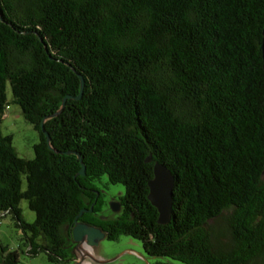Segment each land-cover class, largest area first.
I'll return each mask as SVG.
<instances>
[{"label": "trees", "instance_id": "trees-1", "mask_svg": "<svg viewBox=\"0 0 264 264\" xmlns=\"http://www.w3.org/2000/svg\"><path fill=\"white\" fill-rule=\"evenodd\" d=\"M0 14V124L9 86L39 139L26 160L0 131V218L21 253L69 264L92 207L79 221L150 258L264 264V0H0ZM78 76L81 98L43 125L56 154L40 124ZM155 164L174 179L165 225L147 199ZM102 176L124 188L112 218L95 204ZM0 264H19L1 242Z\"/></svg>", "mask_w": 264, "mask_h": 264}, {"label": "rangeland", "instance_id": "rangeland-1", "mask_svg": "<svg viewBox=\"0 0 264 264\" xmlns=\"http://www.w3.org/2000/svg\"><path fill=\"white\" fill-rule=\"evenodd\" d=\"M8 106L3 114L0 131L3 136L11 137V143L17 155L26 160L34 157L33 146L38 143V134L32 126L27 123L21 115L20 108L12 103L9 86L6 90ZM25 177L22 176V189L25 188ZM98 188L105 193L104 206L101 216L105 218L115 217L110 210L112 198L123 195L124 188L119 184H109L107 177L102 176L97 182ZM20 209L25 222L32 223L35 214L31 212L25 201H21ZM22 234L15 222L9 216L0 218V242L7 245L10 250L16 251L19 256V264H49L43 254L29 256L19 250ZM93 260L85 259L89 264H179L167 258L148 257L140 242L126 236H119L116 241L103 239L90 252ZM73 256V255H72ZM74 257V256H73ZM70 264V263H69Z\"/></svg>", "mask_w": 264, "mask_h": 264}, {"label": "water", "instance_id": "water-1", "mask_svg": "<svg viewBox=\"0 0 264 264\" xmlns=\"http://www.w3.org/2000/svg\"><path fill=\"white\" fill-rule=\"evenodd\" d=\"M0 21H2L1 14H0ZM261 58H262V65L264 70V27L262 30V39H261ZM80 80V92L79 95L75 98L66 96L63 98L61 106L58 111L50 115L49 117L44 118L41 121L40 129L45 137L46 144L48 149L58 154L59 152L53 149L50 144V139L48 134L44 130V123L52 118L57 117L63 110L65 102L70 99L79 100L81 98L84 82L81 76H78ZM68 154V153H65ZM77 156L80 162V169L77 173L78 176H85V166L81 162V159L78 154L72 153ZM147 160L146 162H148ZM148 196L147 199L158 212V224L165 225L169 222L171 211H172V191L174 187V179L170 173V171L161 164H155L153 166V178L148 181ZM92 207L89 210L82 209L79 211L77 216L73 221V225L71 228V238L72 243L75 244V247L72 250L73 257V264H82L84 263L85 259L93 260V257L90 253L86 251H82L83 246H86L91 251L94 247H96L100 241L106 239L105 233L96 227L87 225L85 223L78 222L77 220L82 216L85 212H91ZM110 210L112 213L117 214L120 211V204L117 202L110 203ZM83 252L82 254L80 252Z\"/></svg>", "mask_w": 264, "mask_h": 264}, {"label": "flooded vegetation", "instance_id": "flooded-vegetation-1", "mask_svg": "<svg viewBox=\"0 0 264 264\" xmlns=\"http://www.w3.org/2000/svg\"><path fill=\"white\" fill-rule=\"evenodd\" d=\"M104 199H105V193H104L103 191H101V193H97V194H96V198H95V204H96V202H103ZM111 202H117V203L120 204L118 198H112V199H111ZM86 210H87V209H86ZM90 213H91V212H85V213H83L82 216H81L77 221H78V222H81V221H79V220H82L83 218L88 217V215H89ZM100 218L102 219V218H105V217H103V216L100 215ZM81 223H82V222H81ZM74 247H75V244H73V248H74ZM70 264H73V256H72L71 259H70ZM88 264H89V263H88Z\"/></svg>", "mask_w": 264, "mask_h": 264}, {"label": "bare ground", "instance_id": "bare-ground-1", "mask_svg": "<svg viewBox=\"0 0 264 264\" xmlns=\"http://www.w3.org/2000/svg\"><path fill=\"white\" fill-rule=\"evenodd\" d=\"M82 251H83V252L86 251V252H88V253L91 252V250H90L89 248H87L86 246H83ZM82 251L80 252L81 254L83 253ZM82 264H88V263H82Z\"/></svg>", "mask_w": 264, "mask_h": 264}]
</instances>
